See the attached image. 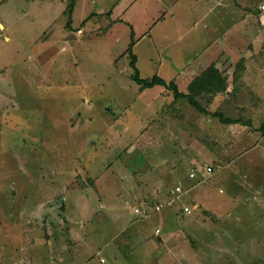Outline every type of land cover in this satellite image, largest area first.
I'll list each match as a JSON object with an SVG mask.
<instances>
[{"label":"rangeland","instance_id":"obj_1","mask_svg":"<svg viewBox=\"0 0 264 264\" xmlns=\"http://www.w3.org/2000/svg\"><path fill=\"white\" fill-rule=\"evenodd\" d=\"M86 6L90 8L88 2ZM60 8L52 13L58 23ZM7 16V25L11 22L13 26L6 32L18 45L0 39V264H264V214L253 219L250 206H243L237 222L229 201L223 211L220 202L212 211L191 213V208L190 215L179 217L185 229L180 230L183 237L172 254L173 250L161 248L154 235L153 245L142 241L146 231L138 237L145 222L154 233L158 211L143 219V215L125 213V204L116 205L125 200L120 192L136 190L139 193L129 205L144 203L153 208L163 201L153 192H164L162 198L174 189L178 175L184 187L195 186L191 190H216L222 197L231 190H242L245 182L235 175L238 165L243 162L245 175L250 176L255 168L252 162L261 164L258 156L264 154V125L260 123L264 105L258 107L264 98L251 92L243 98L233 93L234 98L228 99L242 102L243 107L230 104L223 108L222 104L223 109L219 106L217 110L230 118L247 108L258 107L259 112H242L243 120L253 117L251 126L225 131L215 117L190 106L187 98L171 101L168 89L163 100L159 86L141 92L129 76L128 58L122 55L120 44L125 48L128 33L110 36L112 41L106 35L110 44L114 41L110 68L96 62L98 51L91 47L81 57L89 67H73L68 60L59 63L56 56L47 57L48 45L55 46L52 41L57 36L51 32L49 38L39 37L47 26L44 12L38 17ZM74 23H80L77 15ZM84 26L88 32L89 23ZM3 33L0 30V38ZM206 98L197 97L206 109L218 105H209ZM159 103L163 104L161 113H140L146 105L155 109ZM129 104L130 110L125 107ZM245 136L249 143L239 144ZM207 153L212 156L206 157ZM234 157L238 160L231 165L229 160ZM205 164H214L216 172L208 174ZM197 166L206 175L192 184L186 182L185 176ZM261 180L264 185V172L254 183L260 185ZM251 183L249 190H254ZM27 208L32 211L20 213ZM27 215L38 223L29 226ZM164 221L166 227L172 223ZM30 237L32 251L28 253ZM159 249L164 255L157 262L155 251ZM13 252L29 262L17 263ZM170 253L174 259L168 258ZM112 257L116 259L111 261ZM142 257L147 261L141 263Z\"/></svg>","mask_w":264,"mask_h":264},{"label":"crops","instance_id":"obj_2","mask_svg":"<svg viewBox=\"0 0 264 264\" xmlns=\"http://www.w3.org/2000/svg\"><path fill=\"white\" fill-rule=\"evenodd\" d=\"M86 2H88L90 8H87ZM261 4H264V0H5L4 2L0 1V30L5 33L2 34L0 39L5 43L18 45V42H13L14 39L6 32L8 26L10 28L13 26L11 22H8L7 25L4 19L8 17L7 15L38 17L40 13L44 12L43 18L47 26L39 37L49 38L51 32L52 34L50 35L57 36L52 41L56 42V45H48L51 49L48 50L47 57L56 56L55 62L59 63H62V60H68L73 67L79 64L84 66L85 62H81V57L84 53L88 55L85 51H88L91 47L92 50L98 51L97 57L99 60L96 62L110 68L115 56L112 53L114 41L110 44L108 37H116L122 32L128 33L129 39H126L125 48L120 44L123 48L122 55L126 56L129 45L132 43L131 50L136 55V66L141 77L150 78L153 75H158L166 82L173 81L180 92L188 93L189 85L205 70L210 66L217 69L223 77V83L213 93L200 94L198 98L211 96L212 101H210L209 105L218 104L213 109L208 107L206 115L215 117L219 121L220 128L225 129V131L228 127L239 130L241 126H251L250 124L253 123L252 116L243 120L241 117L242 112H245L244 115H254L255 110L258 111L264 105L263 101L258 106L259 109L258 107L251 109L246 107L247 109H243L242 112L237 111L236 115L232 117V119H237V121L232 123L222 122L219 117L213 116L212 112L220 111L224 116H227L221 109L226 108L230 104H234L236 107H243L242 102L235 101L232 103V99H228L234 98V94H237V97L241 94L242 97L244 94L251 92L258 94L259 98H264V9L260 8ZM84 5L85 9L80 10L79 6ZM55 7L56 9L61 7V12L57 14V17L60 16V23L55 21L57 18L52 15L53 11L56 10L54 9ZM62 7H65V9H62ZM84 10L87 13H83ZM22 11L25 15H22ZM75 15L80 21L79 24L74 23ZM48 19H50L49 24L47 23ZM85 23H89L88 32L84 28ZM68 26L71 29H68ZM75 29L76 31H74ZM71 31L76 33V35L82 31L84 34L73 37ZM106 35H108L107 38H105ZM59 37L63 39L58 40ZM69 37H71V41H69ZM237 68L241 69L239 82L242 88L233 94L232 82ZM110 70L114 71V69ZM156 86L160 87L158 90L160 94H166V88L160 85L146 89ZM141 92H138V94L140 95ZM167 92L172 94L171 90H167ZM254 97L256 98L255 95ZM183 98L185 97L177 99ZM170 100H176L173 94ZM222 104L225 107L222 108ZM129 105L130 107H128ZM129 105H125V107L130 110L131 104ZM190 106L192 105L190 104ZM219 106H221V109L217 110ZM162 109V103L155 106V109L146 105L140 110V113L148 116L161 113ZM262 111L264 112V109ZM147 123L149 122L147 121ZM260 123L263 126L264 119ZM245 137L241 138L242 140L239 144L249 143L248 141L253 138L251 134H249L250 139L247 136ZM244 139L246 140L244 141ZM259 144L257 142L256 146ZM211 156L210 153L206 154V157ZM258 157L262 165L257 164V161H253L255 168L253 170L251 168L253 172H251L250 176L246 177L243 162H241L242 166L238 165L235 175H241L240 178L242 182H245V187L242 190H231L230 195L219 196L216 190H203V192H201L202 190H196V188L191 190L195 186L184 187L181 184L182 178L178 175L174 189L166 191V195L164 194L162 198L160 196L164 192L159 190L153 192L157 200H163L161 203L164 205L158 212H155L154 206L152 208L144 203L129 205L133 202V197L139 193L136 190H123L120 192L119 197H124L125 200L116 205L121 207L125 204L127 206L124 209L125 213H129L133 217H136L135 215H143V219H147L153 212L158 213L155 219V234L149 232L148 224L145 222L143 223V225L146 224L143 227L144 229L137 232L138 237L141 238L142 232L146 231L144 236H142L144 244L153 245L151 238L154 235L157 237L155 238L156 240L161 241V248L165 246L166 249L173 250L172 254H174L176 242L183 237L180 235V230L185 229L179 217L181 215H190V213L186 214L183 212L182 207L184 205L191 206V213H193L194 210L212 211L217 209L216 206L220 202L222 206L219 209L223 211V206L229 201V207L235 212L233 219L236 222L239 221V211L241 212L245 205L252 207V210H254L255 217L253 219L258 218V216L260 219L263 218L261 215L264 214L263 180L260 181V185L255 184L254 180H258L260 173L264 172V154ZM234 158L235 160H229L231 165L238 160L236 157ZM189 160L193 159L190 158ZM249 164L248 162L247 167L250 169ZM221 165L220 168H222L220 170L222 171L223 163ZM206 166L207 164L203 165V167ZM210 166L214 167L213 173L216 172V166L214 164ZM192 172L194 174L192 178L185 176V181L190 184L195 179L200 180L201 177H204L203 175H206L205 170H202L201 166L191 169L189 173ZM251 180L254 183V186H252L254 190H249L250 186L248 187V185L252 184ZM177 186L182 189L176 191L175 188ZM231 197L234 198V201L229 200ZM166 202H169V204H166ZM104 203L108 208L110 207V202L106 201ZM35 208L33 206V210ZM146 208H149V210ZM29 211L32 210L27 208L23 211L21 210L20 213L26 214ZM192 215L190 217L193 219ZM27 217L29 218L26 223L29 226H34L35 222L36 224L38 223L32 216L27 215ZM164 218L172 221L169 227H166ZM260 219L256 220L257 222L255 223L259 224L261 222ZM32 220H34V223ZM157 229L159 230L158 232H156ZM28 240L30 243L28 247L29 253L32 251L30 249L32 238ZM44 240L48 242L49 239ZM50 243L51 241L49 240L48 244ZM159 250V252L155 251L157 262L162 261V256L164 255L162 249ZM12 256L16 258L17 263L22 261L29 262L27 257L15 252H13ZM168 258L174 259V256L170 253ZM109 259L113 261L116 258L112 257ZM142 261H147V258L142 257L141 263ZM166 261L168 260L166 259Z\"/></svg>","mask_w":264,"mask_h":264},{"label":"trees","instance_id":"obj_3","mask_svg":"<svg viewBox=\"0 0 264 264\" xmlns=\"http://www.w3.org/2000/svg\"><path fill=\"white\" fill-rule=\"evenodd\" d=\"M131 44L129 45V48L126 52V56L129 59V67L132 70L129 76L136 84H138L140 90L150 88L155 85L163 86L166 89L171 90L175 99L179 97H185L188 99L189 103L193 106V108L196 109V111L204 114L207 113L206 107L197 100V97L200 96V94L213 93L221 86V84L223 83V77L217 69H215L213 66H210L189 85L188 93H183L178 90L176 84L173 81L166 82L163 78L158 75H153L150 78L141 77L139 74V70L136 66V55L131 50ZM236 71L237 72H235L232 82L233 93L240 91V89L242 88V85L239 82L241 76V69L237 68ZM206 99L207 102H210L211 96L207 97ZM212 115L219 117L220 120L224 123H232L237 121V119H232L228 116H224L220 111H214L212 112ZM189 177L192 178L193 176L191 177L189 174ZM166 204H169V202H166ZM157 231L159 230L157 229Z\"/></svg>","mask_w":264,"mask_h":264},{"label":"built area","instance_id":"obj_4","mask_svg":"<svg viewBox=\"0 0 264 264\" xmlns=\"http://www.w3.org/2000/svg\"><path fill=\"white\" fill-rule=\"evenodd\" d=\"M260 8L264 9V4H261V5H260ZM205 170H206V172H207L208 174H211V173H213V171H214V167L207 165V166L205 167ZM190 176L192 177V176H193V173H190ZM175 189H176V191H179V190H181L182 188H181L180 186H177ZM163 205H164V204H162V203H157V204H155L154 209H155V210H160V209L163 207ZM182 210H183L184 213L188 214V213L191 212V207L188 206V205H184V206L182 207ZM156 232H158V231L156 230Z\"/></svg>","mask_w":264,"mask_h":264}]
</instances>
